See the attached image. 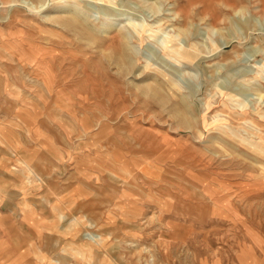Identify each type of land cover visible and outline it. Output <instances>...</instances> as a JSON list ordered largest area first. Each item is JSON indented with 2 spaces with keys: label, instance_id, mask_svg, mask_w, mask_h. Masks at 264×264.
Here are the masks:
<instances>
[{
  "label": "rangeland",
  "instance_id": "rangeland-1",
  "mask_svg": "<svg viewBox=\"0 0 264 264\" xmlns=\"http://www.w3.org/2000/svg\"><path fill=\"white\" fill-rule=\"evenodd\" d=\"M22 1L0 0V264H264L259 0ZM63 5L90 25L62 28ZM163 35L200 55L169 60ZM126 151L156 160L153 184L131 180L147 167L119 165ZM23 176L33 186L15 193ZM48 181L63 220L48 211Z\"/></svg>",
  "mask_w": 264,
  "mask_h": 264
},
{
  "label": "bare ground",
  "instance_id": "bare-ground-1",
  "mask_svg": "<svg viewBox=\"0 0 264 264\" xmlns=\"http://www.w3.org/2000/svg\"><path fill=\"white\" fill-rule=\"evenodd\" d=\"M26 1H29L30 2V0H26ZM33 0H31V3L30 4H28V2H25V0L24 1H22V3H26V4H28V6L29 7H32L33 8V6H35L34 5V3L32 2ZM36 1H39L40 2V0H36ZM42 1V0H41ZM44 1V0H43ZM101 1V0H100ZM143 1V0H142ZM147 1V0H146ZM21 2V1H20ZM46 2V1H45ZM145 2V1H144ZM33 3V4H32ZM47 3V2H46ZM147 3V2H146ZM145 3V4H146ZM224 3H225V7H232V4L230 5L229 4V0H224ZM44 4V3H43ZM153 4H154V1H153ZM157 4V3H156ZM33 5V6H32ZM40 7H38V8H42V2H41V5H39ZM26 7V6H25ZM59 7V6H58ZM62 8H64L65 10H67V11H69L70 13L69 14H72V16L73 17H71V15H67V16H69L68 18L66 17V18H64V19H58V20H56V23L58 24V25H60L62 28H66V29H69V30H71V31H76L78 28H83V27H80L82 24H84L85 23V21H84V18H82V16H81V14H80V12H79V10L77 9V8H70V7H68L67 5L66 6H61ZM37 8V7H36ZM237 8V7H236ZM259 8H260V11H262V13L264 12V0H259ZM39 10V9H38ZM243 10H245V12H246V9L245 8H241V9H239V12H240V14H241V11H243ZM40 11V10H39ZM83 12V11H82ZM37 13V12H36ZM68 13V12H67ZM85 13V12H84ZM237 13V12H236ZM176 14V13H175ZM66 15V14H65ZM83 15V14H82ZM88 15V14H87ZM177 15V14H176ZM259 15V14H258ZM214 16V15H213ZM238 16H239V14H238ZM260 16V15H259ZM46 17H48V16H46ZM60 17V16H59ZM90 17V16H89ZM215 17H216V15H215ZM45 18V17H44ZM51 18H53L52 16H51ZM51 18H48L49 20L51 19ZM220 18H221V16H220ZM262 18H264V17H262ZM55 19V18H54ZM125 19V18H124ZM127 19H128V17H127ZM178 19H181V17L180 18H178ZM215 19H218V18H215ZM46 20V19H45ZM263 20V19H262ZM48 21V20H47ZM107 21V20H106ZM212 21V20H211ZM218 21V20H217ZM111 22V21H110ZM183 22V21H182ZM88 23V22H87ZM87 23H85V24H87ZM210 23V22H209ZM208 23V24H209ZM89 24V23H88ZM106 24H108V23H106ZM113 24V23H112ZM123 24V23H122ZM211 24V23H210ZM249 24V23H248ZM247 24V25H248ZM90 25V24H89ZM129 25H131V26H133V28H135L134 27V24L132 23H130ZM192 25V24H191ZM246 25V26H247ZM56 26V25H55ZM110 26L111 25H105V27H104V29L106 28V32L107 31H109V28H110ZM212 25H210V27H211ZM251 26V24H249L247 27H250ZM60 27V28H61ZM126 27V26H125ZM125 27H123L122 29H119L120 30V34H119V38H120V40L122 41V46H125L124 44H127L128 42H130V39L128 38V34L129 33H127V32H125L124 30L126 29ZM145 27V26H144ZM187 27H188V25H187ZM186 27V28H187ZM216 27V26H215ZM101 28H102V25H101ZM103 29V28H102ZM116 29V28H115ZM139 28H137V30H138ZM179 29V28H178ZM181 30H182V28H180ZM85 31H83V32H87V33H89V34H91V33H94V28H91L90 26H86L85 25V29H84ZM213 30V29H212ZM127 31V30H126ZM139 31V30H138ZM188 31V30H187ZM103 32V31H102ZM140 32H141V30H140ZM189 32H191V31H189ZM165 34V33H164ZM182 34H184V32L182 33ZM135 35V34H134ZM176 36V35H175ZM183 37V36H182ZM116 38H117V36H116ZM131 38V37H130ZM246 38H247V36L246 37H244V39L246 40ZM129 39V40H128ZM163 39L165 40V43L167 44V49H169V51H171V53L172 54H176L174 57L173 56H170V54H167V58L169 59V60H172V58H173V60H175V62L176 63H178V64H183L184 65V63H182V62H186V63H188V62H192V61H194L196 58H198V56L200 55V53H199V50L198 49H196L195 47H193V51L191 50V49H188V48H183L181 45H183V44H181L180 42H178V41H176V42H174V40H170L169 39V37L168 36H166V35H163ZM174 39V38H173ZM117 40H119V39H116V42H117ZM227 40V39H226ZM128 41V42H127ZM24 42V41H23ZM123 42H124V44H123ZM28 43V42H27ZM92 44V43H91ZM90 44V45H91ZM118 44H120V42L118 43ZM161 44V43H160ZM224 44H228V41L227 42H223V43H221V44H219V46H223ZM128 45V44H127ZM127 45H126V48H129V47H127ZM170 45L172 46V47H170ZM118 46V45H117ZM120 47V48H124V47ZM129 46H132V45H129ZM197 47V46H196ZM125 48V49H126ZM132 48V47H131ZM198 48V47H197ZM215 47L214 46H212L211 48H210V51H208L207 53H211L212 54V52H214L215 51V49H214ZM217 48V47H216ZM208 49H209V47H208ZM129 50H131V49H129ZM166 50V49H165ZM126 51V50H125ZM132 51V50H131ZM264 50L263 49H261V48H252L251 49V51L250 52H252L253 54H257V53H260V52H263ZM168 53V52H167ZM170 53V52H169ZM206 53V54H207ZM22 54H24L23 52H22ZM132 54H133V51H132ZM26 55V54H25ZM165 58V57H164ZM201 58H206L205 56H201ZM30 59V58H29ZM130 59H132V58H130ZM166 59V58H165ZM172 60V61H173ZM121 61V60H120ZM124 61V60H123ZM134 61V60H133ZM132 61V62H133ZM125 62V61H124ZM133 64V63H132ZM132 66V65H131ZM168 66H170V65H168ZM188 66V65H187ZM122 67L123 68H125V69H123V70H126L127 68H128V65H127V63H123V65H122ZM184 68V67H183ZM183 70V69H182ZM164 71V70H163ZM165 72V71H164ZM261 73V72H260ZM140 74V73H139ZM158 74L162 77V78H164L165 79V82H166V84H167V89L168 90H170L169 89V87H170V85H171V87L173 88V83H171L172 81H170L171 80V78H168V77H166L167 76V74L166 73H161V72H158ZM140 76V75H139ZM258 76H260V78L261 79H263L264 80V70H263V72H262V74L261 75H258ZM257 82V81H256ZM53 83V82H52ZM62 84H64V83H62ZM255 84V83H254ZM253 84V85H254ZM258 85H259V83H258ZM48 86H49V84H48ZM156 87V86H155ZM212 87H214V89L215 90H218L220 87H218V85L216 84V83H214L213 85H212ZM261 87V86H260ZM260 87L258 88V87H256V93H255V95L257 96V98H256V101L255 102H260V104L262 103V105L264 104L263 102H264V99H263V93H262V90L260 89ZM33 88V87H32ZM50 88V87H49ZM160 90H162L161 88H159ZM159 90V91H160ZM250 90V89H249ZM226 91V90H225ZM264 91V90H263ZM162 92V91H161ZM254 93V92H253ZM56 94V93H55ZM234 94V93H233ZM57 96V95H56ZM181 96H182V94H181ZM40 97V96H39ZM50 98V97H49ZM231 98H233V96H231ZM28 99V98H27ZM182 99V98H181ZM50 100V99H49ZM56 100V99H55ZM164 100V99H163ZM46 101V100H45ZM184 101H186V99L184 100V98H183V102ZM180 102H182V100L180 101ZM258 104V103H257ZM259 104V105H260ZM237 105L242 109V107H245L244 106V104L243 103H241L240 101H237ZM187 106V105H186ZM185 106V107H186ZM190 106V105H189ZM249 107V106H248ZM256 107V106H255ZM185 109H187V108H185ZM190 110V109H189ZM254 110V109H253ZM188 111V110H187ZM51 113V112H50ZM191 114H192V112H191ZM21 117V116H20ZM29 120V119H28ZM30 121V120H29ZM84 121V120H83ZM254 125V124H253ZM83 128V127H82ZM188 128V127H187ZM158 134V133H157ZM162 136V135H161ZM104 139V138H103ZM225 142H227V141H225ZM18 144V143H17ZM225 144V143H224ZM52 145V144H51ZM97 145V144H96ZM18 146V145H17ZM46 146L48 147V143H46ZM166 148V147H165ZM255 148L257 149V150H259V152L261 151V150H264V146H262L261 144H256L255 145ZM22 149V148H21ZM98 149V148H97ZM100 151V150H99ZM126 152H128V151H126ZM264 152V151H263ZM119 153V152H118ZM148 152H138V153H135V152H128V153H124L125 154V156H124V158L120 161V163H119V165L121 164L122 165V167H124V168H130L129 166H131L132 164L131 163H133V165H135V164H138V165H140V162L142 161V162H144L145 163V166L147 167V169H146V171H147V173H145L144 171V169H145V167H144V169L142 168L141 170H140V168H139V173L137 174L138 176H133L132 177V181L133 182H140V183H143V184H145L146 182L148 183V182H152L151 184H153V182H154V178H155V175H153V167H154V165H155V163H156V160L152 157L151 158V156H149V154H147ZM70 154V153H69ZM127 154H128V156H127ZM28 157V156H27ZM26 157V158H27ZM115 157V156H114ZM21 158V157H20ZM19 158V159H20ZM116 158V157H115ZM29 159V158H28ZM32 159V158H31ZM110 159V158H109ZM142 159H144L145 161H143ZM21 160V159H20ZM70 160V159H69ZM22 161V160H21ZM26 161V160H25ZM31 161V160H30ZM76 161V160H75ZM78 161V160H77ZM80 161V160H79ZM95 161V160H94ZM119 161V160H118ZM19 163V162H18ZM17 163V164H18ZM26 163V162H25ZM93 163V162H92ZM117 163V162H116ZM27 164V163H26ZM29 164V163H28ZM131 164V165H130ZM153 164V165H152ZM18 166V165H17ZM21 166V165H20ZM25 166V165H24ZM27 167L28 168H30L28 165H27ZM65 167V166H64ZM132 167V166H131ZM12 168V167H11ZM18 168H19V166H18ZM17 168V169H18ZM102 168V167H101ZM133 169H134V167H132ZM26 169V168H25ZM31 169V168H30ZM102 169H104V168H102ZM28 170V169H27ZM101 170V169H100ZM32 171V170H31ZM132 171H134V170H132ZM25 172V171H24ZM26 172H28V171H26ZM51 173V172H50ZM111 173V172H110ZM26 174V173H25ZM101 174V173H100ZM104 174V173H103ZM121 174V173H120ZM10 175V174H9ZM126 176V175H125ZM128 176H126V178H127ZM34 178V177H33ZM47 178V177H46ZM45 177H39L38 175H37V181H38V183L37 184H41V185H46L45 184V182L43 181L44 179H46ZM87 178V177H86ZM94 178V177H93ZM32 179V178H31ZM35 179V178H34ZM33 179V180H34ZM123 179V178H122ZM59 180V179H58ZM91 180V179H90ZM90 180L87 182L88 184H86V185H89L90 187H92V185H91V182H90ZM20 182H21V185L22 186H19V188L21 189V192L20 191H16L15 190V193L16 192H18V193H20V194H22L23 192H25V190H24V188H27V187H32L33 185L32 184H30L29 183V181H28V177H25V176H23L22 178H21V180H19ZM32 181V180H31ZM104 181L105 182H107V179H104ZM103 181V182H104ZM33 182V181H32ZM98 182V181H97ZM104 182V183H105ZM47 184H48V189H52V191H53V194L56 192V195H57V198H56V200H53L52 202H50L48 205H50L49 206V208H48V211H49V213H51L52 215L53 214H55L56 216L58 215L59 216V218L60 219H62L63 220V209L61 208V201H64V199H63V196L61 197V193L62 192H60L59 193V191L57 190V188H54L52 185H50V183H49V181L47 182ZM99 184V183H98ZM32 185V186H31ZM41 185H40V187H41ZM72 188V187H71ZM14 190V189H13ZM69 190V189H68ZM127 191V190H126ZM81 192H82V190H81ZM84 192V191H83ZM88 193V192H87ZM23 194H25V193H23ZM37 196V195H36ZM5 197V196H4ZM81 197V196H80ZM29 198V197H28ZM87 198V197H86ZM75 199V198H74ZM3 199L0 197V202H3L2 201ZM15 200V199H14ZM164 201V200H163ZM72 202V201H71ZM57 203V204H56ZM16 204V203H15ZM66 205V204H65ZM18 207V206H17ZM35 208V207H34ZM70 208V207H69ZM217 208V207H216ZM5 210V209H4ZM9 211H12V213L14 212V210H11V209H9ZM18 211H19V215H22V217H23V219H24V222L25 221H27V220H30L31 219V217H32V215H33V213H34V210L26 203V201H22L21 203H20V205H19V207H18ZM129 211V210H128ZM116 213V212H115ZM133 213V212H132ZM0 214H2V213H0ZM214 214V213H213ZM54 216V215H53ZM84 217V216H83ZM52 218V217H51ZM22 219V220H23ZM49 220V219H48ZM78 222H80V221H72L71 223H70V225H69V227H68V229L69 228H71V227H73L74 225H76ZM82 225V224H81ZM31 226H33V225H31ZM95 227V226H94ZM102 228V227H101ZM62 229H64V228H62ZM67 229V230H68ZM35 230V229H34ZM39 230V229H38ZM66 230V229H65ZM61 232H63V231H61ZM48 233V232H47ZM63 233H65V232H63ZM43 234V233H42ZM87 234H89V235H94L97 239H98V242L96 243V244H98L99 246H101L100 244H102V242H103V237H102V235H100V234H91V233H87ZM87 234H85V235H87ZM38 235H39V233H38ZM41 235V234H40ZM60 235V234H59ZM1 238H3V237H1ZM93 239V238H92ZM106 239V238H105ZM35 240V239H34ZM43 240V239H42ZM95 243V242H94ZM38 246V245H37ZM88 247V246H87ZM10 248V247H9ZM40 248H41V246H40ZM59 248V247H58ZM102 248V247H101ZM41 251V250H40ZM61 251H63V250H61ZM73 251V250H72ZM101 251V250H100ZM79 252V254L80 253H82L83 251H78ZM91 252H92V250H91ZM59 253V252H58ZM104 253V252H103ZM81 256H82V254H80ZM65 256V255H64ZM68 256H71V255H68ZM91 256V255H90ZM16 259V258H15ZM72 259V258H71ZM70 259V260H71ZM38 260L40 261V260H43V258L42 257H38ZM17 261V260H16ZM24 261V260H23ZM10 262V261H9ZM15 262V261H14ZM34 262V261H33ZM71 262V261H70ZM53 263H55V264H60V262L57 260V259H54V261H53ZM21 264V263H20Z\"/></svg>",
  "mask_w": 264,
  "mask_h": 264
},
{
  "label": "crops",
  "instance_id": "crops-1",
  "mask_svg": "<svg viewBox=\"0 0 264 264\" xmlns=\"http://www.w3.org/2000/svg\"><path fill=\"white\" fill-rule=\"evenodd\" d=\"M1 187H2V183H1V181H0V197H1ZM12 192H14V191H10L9 192V196H10V194L12 193ZM10 198V197H9ZM0 204H1V202H0ZM7 207V206H6ZM4 211H7V209L6 210H4ZM0 212H1V207H0ZM1 220V219H0Z\"/></svg>",
  "mask_w": 264,
  "mask_h": 264
}]
</instances>
